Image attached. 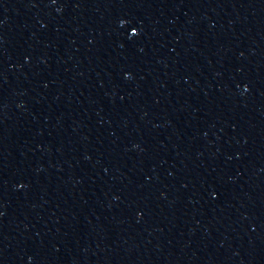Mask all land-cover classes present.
<instances>
[{"label": "water", "instance_id": "water-1", "mask_svg": "<svg viewBox=\"0 0 264 264\" xmlns=\"http://www.w3.org/2000/svg\"><path fill=\"white\" fill-rule=\"evenodd\" d=\"M0 264H264V0H0Z\"/></svg>", "mask_w": 264, "mask_h": 264}]
</instances>
